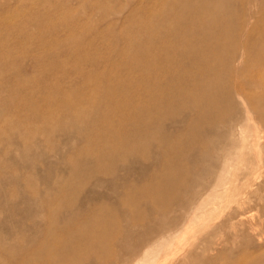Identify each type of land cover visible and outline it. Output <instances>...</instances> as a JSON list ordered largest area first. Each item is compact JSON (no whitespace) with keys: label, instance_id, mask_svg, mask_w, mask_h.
Here are the masks:
<instances>
[{"label":"rangeland","instance_id":"374dc122","mask_svg":"<svg viewBox=\"0 0 264 264\" xmlns=\"http://www.w3.org/2000/svg\"><path fill=\"white\" fill-rule=\"evenodd\" d=\"M181 2L0 0V255L21 261L33 239L95 224L104 208L113 253L83 264H264V122L251 110L264 106V66L244 61L246 45L264 42V0H230L236 44L214 55L222 110L178 155L160 140L186 134L195 88L170 77L207 60L182 68L149 27L190 23L175 17ZM147 105L148 145L127 147L139 130L128 117ZM109 133L119 146L100 162Z\"/></svg>","mask_w":264,"mask_h":264},{"label":"bare ground","instance_id":"6f19581e","mask_svg":"<svg viewBox=\"0 0 264 264\" xmlns=\"http://www.w3.org/2000/svg\"><path fill=\"white\" fill-rule=\"evenodd\" d=\"M181 1V5L178 10L175 11V17H189L191 20L190 23L181 25L179 21H166L164 26L160 27L159 25L153 24L149 27V39L155 37L157 41H159V38H162L166 40L165 42H172L171 47L163 46L162 52L169 53L178 51L179 54H181L179 64L182 68L186 69L189 66L191 68H196L195 65L201 59L207 60L203 67H199L200 74L194 73L187 76L186 72L179 71L176 76L173 74V76L170 77V82H192L195 88L192 93L188 92L187 96L191 97L193 100L192 107L196 113V118L188 125L186 134L176 139L164 136L160 140L164 148H168L170 152H176L178 155L186 146V139L197 133L198 130H200V126L203 124L213 123L215 114L221 109L220 106L224 98L220 93L218 82H220V78L223 76L225 62L219 56L214 58V55L215 52H220L222 49L228 46L233 47V44H236V26L232 24L233 17L230 10V0ZM195 2L198 4V12L194 11L192 14H189L183 10V5L191 6ZM212 6L215 7L212 8ZM180 7L182 8L180 9ZM204 8H208V10L204 11ZM167 13L168 11H165L164 14ZM191 36L192 38H190ZM155 39L154 42H156ZM245 49L246 57L244 61L246 63L249 62L264 66V54H262L264 51V42L256 41L253 43L252 47L246 45ZM204 51L205 53H203ZM255 52L259 53H256L255 56L253 55L252 59H250V55L255 54ZM214 63H217L220 69L218 72L215 71L216 73L213 72L215 69L212 68ZM147 64L148 62L146 65ZM184 92L186 93L187 90ZM160 103L164 104L166 102L162 100ZM157 106H159V104ZM154 108L156 107L144 106L141 112H136V114L134 113L128 117V121H133V125L138 127L139 130L133 133V142H129L126 139L123 140L127 147L135 148L137 146L148 145V126L150 125L151 118H153ZM251 110L259 117H262V121L264 122V106H252ZM256 133L258 134V132ZM119 140L120 137L116 134L109 133L105 136V142L103 141L104 146L101 147L99 152L102 151V149L110 150V152L108 154L106 152V154L102 153L99 158L100 162L115 157L112 149L119 146ZM167 168L169 170L170 166ZM75 176H79L78 171H76ZM71 186V183H68V187L65 190L67 193L71 191ZM153 189H155V187H153ZM163 190L164 189L160 187L156 188L153 190L154 193L152 197L158 202L166 204L167 195ZM131 192H133V190ZM144 194L148 196V185L142 192L134 193L133 200L134 198H141ZM95 218L99 220L95 224L92 223L91 218L86 219V222L83 221L80 223H73L71 221L68 222L67 227L62 230L54 229L50 234L44 237L33 239L30 242L31 248L29 247V249L25 248L21 250V255L23 259L25 258L24 260L18 261L15 256L12 255L8 257L5 249V251H2L4 254L0 255V264H83L86 261L87 255L91 252H102L107 256H111L113 247L111 245L112 243L109 241L111 236L108 234V231L110 228H116V220L106 217L104 208L96 212Z\"/></svg>","mask_w":264,"mask_h":264}]
</instances>
